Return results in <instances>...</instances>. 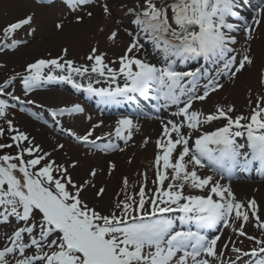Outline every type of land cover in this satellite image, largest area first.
I'll use <instances>...</instances> for the list:
<instances>
[{"label": "snow or ice", "instance_id": "obj_1", "mask_svg": "<svg viewBox=\"0 0 264 264\" xmlns=\"http://www.w3.org/2000/svg\"><path fill=\"white\" fill-rule=\"evenodd\" d=\"M92 2L68 0L73 9ZM242 3L243 0H139L137 7L129 10L136 30H125L131 42L119 60L111 62L118 67L110 66L106 54H97L94 48L87 57L93 62L91 67L74 66L71 60L61 63L60 59H40L27 65L26 74L17 73L0 82V120L15 133L11 143L0 144V151L16 149L15 155H0V226L13 225L10 232L0 233V264H224L222 251L228 249V244L218 251L221 236L208 234L219 233L221 228L254 242L250 251L233 245L231 251L236 256L230 264H264V218L259 215L256 200L245 205L237 201L230 184L220 183L225 175L231 180L234 171L249 172L254 166H258V174L264 175V96L257 97L247 116L232 115L234 106L217 105L209 114L193 107L195 102L205 101L223 89V80L233 81L254 63L251 55L237 52L235 34L243 31L246 41L253 40L254 26L262 22L264 7L257 12L253 24H248L240 11ZM104 11L108 14L106 4ZM31 24L32 16H27L7 25L0 37L5 43L0 47L15 50L21 42L7 41ZM116 37L113 32L109 39ZM146 43L159 53L158 63L149 62L147 55L141 56L142 51L147 52ZM192 62L201 66L179 69V65ZM73 74H95L97 84L103 78L108 86L94 87L92 82L85 86ZM17 77L26 95L44 84L62 81L83 89L104 105L144 98L157 102V112L161 107H174L171 114L179 119L162 121V135L156 140L154 188L148 189L144 173L139 191L129 193L125 177L123 199L118 195L107 212L92 206V197L105 192L103 187L91 192L97 170L93 169L83 183H77L70 171L77 167V161L58 164L51 152L13 126L9 110L35 103L21 100L14 90H9ZM20 111L25 109L21 107ZM83 112L84 108L76 104L52 110L51 116L54 126L85 147L105 153L124 150L111 140L98 143L106 140L104 136L94 137L103 121L84 135L64 129L60 117ZM32 115L39 119L35 113ZM221 120L223 126L215 131L203 130L204 125ZM115 124L114 137L125 145L133 131L139 129L132 115H121ZM191 132L200 134L193 139ZM3 136L4 128L0 127V137ZM58 147L62 149L64 145ZM110 168L115 169V164L110 163ZM204 168L218 173L220 179L201 177L197 169ZM197 192L201 194H194ZM250 220L261 238L245 231Z\"/></svg>", "mask_w": 264, "mask_h": 264}, {"label": "rangeland", "instance_id": "obj_2", "mask_svg": "<svg viewBox=\"0 0 264 264\" xmlns=\"http://www.w3.org/2000/svg\"><path fill=\"white\" fill-rule=\"evenodd\" d=\"M138 3L139 0H93L92 3L76 6L73 9L68 0H0V37H3V29L7 25L32 16V24L18 30L7 41L9 44L13 40L21 42L15 50L0 47V82L16 76L17 73L26 74L27 65L40 59H60L61 63L71 60L74 62V66L91 67L93 62L89 61L87 57L94 48L97 49V54H106L105 60L110 66L118 67V64L111 62L118 61L131 42V37L125 30H136L129 10L137 7ZM105 4L108 6V14H105L104 11ZM262 7H264V0H243L240 11L246 22L253 24L257 12ZM246 11H249V14ZM261 20L259 26H254V39L250 42L246 41V34L243 31L235 34L238 40L235 45L237 52L241 55H251L254 61L253 65L246 66L245 70L238 74L233 81L223 80L222 82L225 84L223 89L211 94L205 101L195 102L194 108L209 114L215 111L217 105L234 106L235 112L232 114L234 116L251 114V108L255 107L257 97L264 96V83H262L264 80V17H261ZM87 24L90 25L86 26ZM57 25H62V27L58 28ZM68 27H74L76 31L67 30ZM32 29L35 31L32 32ZM113 32L117 33L115 40L109 39ZM4 43L5 41L0 39V46ZM146 48L147 52L142 51L141 56L147 55L149 60L158 63L161 60L159 53H154L150 44L146 43ZM248 48H250V52H246ZM65 49H67L66 56L64 55ZM187 67L182 65V68H185L183 70L196 68ZM45 71L47 72L48 69ZM54 71L57 75L62 74L59 70ZM73 78L78 83L85 82L83 77L75 74H73ZM89 82H92L94 87L108 86L96 84L94 80ZM89 82H85V84ZM44 85L46 86L43 87ZM44 85L26 95L22 81L17 77L9 90H14L15 95L20 96L22 100H33L35 103L23 105L24 112L20 111L22 105H19L20 108L17 106L16 109H10L9 118L12 119L15 128L33 138L34 144L39 145L46 152H51V158L55 159L58 164L67 165L77 161V167L70 169L73 179L77 183H83L85 179L89 178L93 169L97 170V175L94 178L95 187L91 189V192L95 193L101 187L105 189V192L98 198L92 197V206L97 210L103 209L104 212H107L118 195L123 199L122 188L125 177L129 182V193L139 191V185L144 181V173L147 174L148 189L154 188L152 181L156 179V176L153 164L158 152L156 140L162 135V121L179 119L171 114L176 110L174 107H161L160 113L155 115L133 118L139 124V129L133 131L132 139L125 145L122 140H117L114 137L115 122L120 116L99 111L97 107H94V104L92 105V101H89L90 95H87L86 91L78 96L75 95L77 92L73 90L66 91L61 87H51L58 85L53 82ZM250 97L251 106L249 104ZM73 103L82 104L84 112L77 113L78 115L74 114L72 117L68 115L60 117L64 129H71L78 135H84L93 125L103 121V125L95 129L94 137L104 136L106 140H111L112 143L119 145L124 150L117 149L105 153L85 147L68 136L59 126H54L52 116L47 114V111L41 112L39 108L52 107L55 109ZM160 104H163V101H160ZM140 106L147 107L146 104H140ZM32 113H35L39 119H36ZM44 119L48 121L47 124L43 123ZM223 124L222 120L214 121L204 125L203 130L215 131ZM0 127L4 128V136L0 137V144L11 143L10 137L15 133L11 132L4 120H0ZM109 133H113V136L109 137L107 135ZM190 134L195 139L200 133L191 132ZM146 139L148 142L145 144ZM106 140L98 142L105 143ZM59 144H63L64 147L59 148ZM5 153L15 155L16 149L0 151V155ZM110 163L115 164V169L110 168ZM197 171L201 177L211 175L214 180L220 179L219 174L209 168L197 169ZM256 172L255 168L254 173ZM220 183L230 184L237 201L243 202L245 205L249 200L255 199L259 207V215L264 218L263 175L257 174L251 179L231 178V180L225 176L223 180H220ZM185 192H188L187 188H185ZM12 227L11 224L0 226V233L10 232ZM245 231L257 239L261 238V233L252 220L245 226ZM208 234L210 237L216 234L221 236L217 245L218 251L223 249L225 243L228 244V249L222 251L224 264H230V260L236 256L231 251L233 245L243 251H249L251 250L249 246L254 243L247 237L238 236L229 228H221L219 233L210 232Z\"/></svg>", "mask_w": 264, "mask_h": 264}, {"label": "bare ground", "instance_id": "obj_3", "mask_svg": "<svg viewBox=\"0 0 264 264\" xmlns=\"http://www.w3.org/2000/svg\"><path fill=\"white\" fill-rule=\"evenodd\" d=\"M246 13L249 14V11H246ZM89 25H90V24H87L86 26H89ZM84 28H85V27H84ZM84 28H81V29L83 30ZM71 29H72V30H71ZM67 30H71V31H74V32L76 31V29H75L74 27H73V28L68 27ZM147 59H148V58H147ZM148 61L151 62V63H156L154 60H149V59H148ZM196 67H198V65H196Z\"/></svg>", "mask_w": 264, "mask_h": 264}]
</instances>
